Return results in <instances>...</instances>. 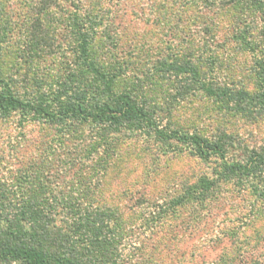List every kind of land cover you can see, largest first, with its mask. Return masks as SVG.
Masks as SVG:
<instances>
[{"label":"rangeland","instance_id":"374dc122","mask_svg":"<svg viewBox=\"0 0 264 264\" xmlns=\"http://www.w3.org/2000/svg\"><path fill=\"white\" fill-rule=\"evenodd\" d=\"M39 1L0 0V87L33 86L46 97L71 78L72 84L99 89L97 78L83 66L66 77L74 66L65 45L72 40L68 12L76 10L97 24L95 57L118 72L127 87H149L140 99L154 100L149 90L151 79L158 76L157 61L169 58L170 46L185 52L198 41L206 13L208 25H217L211 49L231 54L228 68L233 66L242 86L256 81V52L240 48L231 32L239 29L246 40L264 46V0L238 5L214 0L219 3L215 14H203L205 0H56L57 9L39 12L37 21ZM33 23L43 25L41 34L49 38L35 40ZM187 25L191 29L186 36ZM52 42L61 43L66 54L51 49ZM223 75L217 73L214 82L231 86L229 74ZM170 78L174 80L171 73ZM164 91L169 94L156 98L155 110L167 125L200 129L213 138L234 134L242 140L230 151L234 158L248 156L257 145L264 147V116L235 115L232 102L226 110L212 97L185 99L175 88ZM168 145L152 132L88 127L72 126L70 134L61 137L52 125L15 112L0 117V179L8 187L6 194L45 203L54 226L67 233L83 226L91 236L101 233L109 240L112 228L103 227L102 219L111 215L114 264H264V171L257 177L219 181L204 202L176 206V198L189 186L216 176L221 161L202 160L175 142ZM76 213L86 218L74 225Z\"/></svg>","mask_w":264,"mask_h":264},{"label":"trees","instance_id":"16d2710c","mask_svg":"<svg viewBox=\"0 0 264 264\" xmlns=\"http://www.w3.org/2000/svg\"><path fill=\"white\" fill-rule=\"evenodd\" d=\"M207 1V10L203 9V14L210 11L215 14L219 3L214 0ZM249 0H227L231 4H242ZM56 0H40L36 6L37 21L39 12L44 13L57 9ZM187 9H191L188 5ZM215 9V10H214ZM70 11V10H68ZM72 15L68 24L69 35L72 37L71 43H66V49L73 56L74 66L71 71L78 66H83L93 77L99 81V89L90 85L74 83L68 78L64 88L60 91H48L46 97L40 93V89L33 86L19 90L18 87H10L5 83L0 87V117L5 119L13 113L20 115L31 114L35 119L52 125L61 137L70 134L72 126L74 129L91 128L112 129L117 131H140L142 133H154L163 142L177 143L185 147L191 155H195L202 160L213 157L220 159L221 169H217L216 176L204 177L200 184L189 186L185 192L176 198V206L191 205V203H202L210 194V191L219 181H230L240 178L242 175L261 176L264 171V147L257 145L251 149L248 156L232 157L230 151L237 143H242L233 135H218L217 138L208 137L207 133L200 129L184 128L181 125H167L156 113V98L161 99V94L166 99L165 88H175L178 93L190 98L191 95H201L215 98L223 102L226 110L228 103H233L235 115L244 117L253 115L255 117L264 116V56L262 50L264 46L254 40H246V36L239 33V29L231 32L236 42L242 49L249 48L253 52L255 64L254 86H242L241 79L236 78L231 63V54L226 49L218 52L209 43L217 40L215 23L211 21L208 25V14L201 33L196 35L200 39L191 42L185 52L177 48L169 47L168 57H161L158 62V76L151 79V93L154 97L140 99L141 91L149 87H127L121 75L111 72L108 67L101 62L98 56L93 53L96 44V22L88 16L84 19L80 11L68 12ZM201 16H204V15ZM198 18V17H196ZM204 18V17H203ZM36 21V16L33 18ZM43 24V23H42ZM35 40L49 38L42 35L40 30L43 25L33 23ZM253 28V27H251ZM191 26L187 25V32ZM194 37L193 33H189ZM230 39V38H229ZM113 42V41H112ZM203 44L200 46L199 43ZM52 42L50 48L58 50L61 54H66L62 45ZM3 46L0 39V50ZM115 46V44H114ZM200 46V47H199ZM204 49V51H203ZM240 49V50H242ZM109 50V49H108ZM208 50L210 52H206ZM176 51V52H175ZM202 51V52H201ZM260 54V56L258 55ZM187 55V56H186ZM186 56L187 58H185ZM231 57V58H230ZM235 62V60L233 59ZM233 62V63H234ZM226 67L228 69H226ZM69 67H66V69ZM160 72V73H159ZM170 73L174 75V80L170 78ZM229 74L231 86L222 85L216 81V74ZM240 76V75H239ZM66 80V79H64ZM4 82V81H3ZM222 85V86H221ZM235 85H241L235 87ZM235 87V88H234ZM59 90V89H58ZM160 90V91H159ZM44 90H41L43 92ZM156 94V95H155ZM257 110V111H256ZM259 110V111H258ZM232 111V110H231ZM232 112V113H233ZM255 136V135H253ZM256 140L257 138H252ZM262 144V143H261ZM11 146V141L7 143ZM169 146V145H168ZM176 147V146H175ZM236 147H239L236 146ZM176 151V148H174ZM245 156V157H244ZM1 177V176H0ZM8 187L1 183L0 179V262L5 264H114L117 259L113 256L115 250L113 240L115 236L113 217L109 215L102 219L103 227L112 228L109 240L104 239L101 233H94L91 236L85 228L76 229L74 226L71 233L54 226L53 219L49 216L48 206L39 199H29L28 197H16L6 194ZM71 201L69 202V205ZM175 206V208H176ZM80 208L79 211L80 212ZM44 214V215H43ZM66 220L70 219L65 216ZM78 218H86L76 213ZM45 219V222H44ZM90 220L89 218H87ZM91 223V222H90ZM84 225V224H82ZM117 226V225H116ZM98 229V228H97ZM85 230V231H84Z\"/></svg>","mask_w":264,"mask_h":264}]
</instances>
